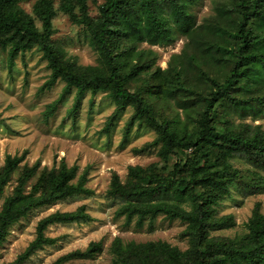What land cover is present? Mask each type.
<instances>
[{"label": "trees", "instance_id": "16d2710c", "mask_svg": "<svg viewBox=\"0 0 264 264\" xmlns=\"http://www.w3.org/2000/svg\"><path fill=\"white\" fill-rule=\"evenodd\" d=\"M22 1L0 0V55L6 53L11 68L17 54L32 48L41 52L50 69L47 85L64 82L62 96L47 105L46 115L53 114L72 89L71 115L85 91L100 90L115 104L105 132L130 106L125 135L135 123L156 133L146 146L159 145L158 162L130 165L124 180L115 173L111 177L107 191L119 200L117 215H125L126 224L134 220L137 227L158 214L186 223V250L162 240L115 237L109 264H264V214L258 203L243 233L209 234L210 228L234 225L231 215H216L231 186L253 192L264 188L259 173L264 171V130L232 119L234 114L264 110V0H214L215 12L199 24L190 9L196 0H58L56 7L53 0H35L31 13L22 8ZM90 2L96 5L94 15ZM56 10L85 31L99 55L97 65L79 64L54 41ZM176 33L187 40L164 68L155 63L153 50L138 47L142 42L171 43ZM159 101H173L182 116L178 111L167 116ZM23 156L7 154L0 165V194L18 173L0 207V244L31 210L88 192L86 170L75 179L77 167L63 159L48 167L38 160L21 164ZM238 157L250 165L245 171L233 164ZM237 175L242 178L237 180ZM90 219L84 206L47 214L38 220L34 238L8 264H22L54 243L56 238L45 234L49 225ZM101 247L100 241H90L52 264L92 257Z\"/></svg>", "mask_w": 264, "mask_h": 264}, {"label": "rangeland", "instance_id": "374dc122", "mask_svg": "<svg viewBox=\"0 0 264 264\" xmlns=\"http://www.w3.org/2000/svg\"><path fill=\"white\" fill-rule=\"evenodd\" d=\"M35 0H24L22 8L31 13ZM55 7L58 0H53ZM90 13H96V5L89 3ZM196 24L212 15L214 0H196L190 7ZM37 25L40 22L37 21ZM53 39L61 45L66 54L81 65H97L98 53L89 45L86 33L82 27L72 22L69 16L56 10L53 18ZM176 39L165 45L139 44V48H149L156 53L155 63L161 68L167 63L173 53H179L187 40L180 34ZM50 69L41 52L35 48L19 53L14 58L10 68L6 53L0 55V165L5 156L21 155V164H32L36 160L40 165L57 166L60 160L67 165H75L76 177L87 171L86 193L73 194L31 210L25 217L11 226L6 239L0 244V264H8L24 250L35 236V227L39 219L47 214L58 211L75 210L84 206L91 216L90 220L53 223L45 229V234L55 237L56 241L38 249L22 264H52L60 255L67 252L84 249L90 241H100L101 249L89 258H72L63 264H109L111 253L109 246L115 237L123 240L143 242L162 240L181 251L189 247L187 235L182 234L186 223L178 218H166L158 214L150 223L144 220L137 227L132 220L126 224L125 215H117L120 203L117 198L108 194L112 175L117 174L121 180L130 165L146 166L158 162L159 145H148L155 138V131L149 127H130L127 135L125 128L127 120L133 112L128 106L113 120L109 131L103 127L115 109L114 102L104 91H85L79 106L73 115L68 111L74 103L75 89L63 95L58 101L56 110L46 115L47 105L60 99L64 82L57 79L50 85ZM163 112L172 116L175 111L182 116L181 108L172 101L167 104L159 101ZM234 121H244L253 125L259 124L264 130V110L253 114H234ZM146 146V147H145ZM233 164L245 171L250 165L239 157ZM259 173L264 176V171ZM18 173L14 172L11 180L0 194V207L4 197L12 191ZM240 180L241 175L235 177ZM259 204V210L264 214V188L257 192L245 188L231 186L230 192L217 205L216 215H231L233 226L210 228L209 234L219 237H231L247 230L246 223L253 209ZM189 208L188 205H186Z\"/></svg>", "mask_w": 264, "mask_h": 264}]
</instances>
